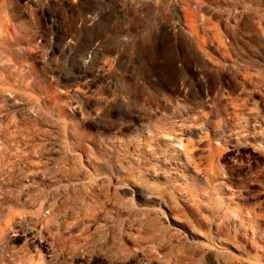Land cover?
Segmentation results:
<instances>
[{
	"label": "rangeland",
	"instance_id": "rangeland-1",
	"mask_svg": "<svg viewBox=\"0 0 264 264\" xmlns=\"http://www.w3.org/2000/svg\"><path fill=\"white\" fill-rule=\"evenodd\" d=\"M0 264H264V0H0Z\"/></svg>",
	"mask_w": 264,
	"mask_h": 264
}]
</instances>
